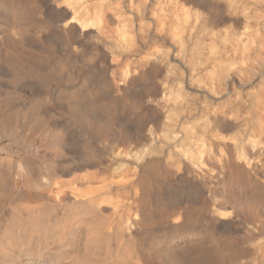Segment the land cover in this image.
<instances>
[{
	"label": "bare ground",
	"instance_id": "bare-ground-1",
	"mask_svg": "<svg viewBox=\"0 0 264 264\" xmlns=\"http://www.w3.org/2000/svg\"><path fill=\"white\" fill-rule=\"evenodd\" d=\"M5 1L9 0H2L3 3L0 4L2 8H4ZM191 1L198 3V8L204 11L198 12L199 14L208 16L209 20L214 23L218 20L226 35L244 36L239 41L238 52L236 51L237 55L233 64L226 65V67L234 66L232 70L245 85L257 82V90L254 92L240 90L233 95V99L230 98L232 96L226 94L224 103L220 107L225 111L206 110L201 128L206 129V126L212 125V130L203 131V135H206L209 150H212L211 152L218 157L217 164H219L214 167L215 176L211 178V187L207 190L209 197L205 196L206 186L196 181L186 163L174 159L173 156H169L167 159H164L163 156L162 158L161 156L151 157L152 153L147 149L135 157L136 161L131 162L134 166L133 169L137 170L134 180L123 184V188L128 189V192L134 190L131 197L128 198L130 203L126 210L121 207L120 210H117L118 208L113 210L110 215L106 214L109 209L105 204L111 198L110 185H103L100 191L81 195L79 198L81 200L72 198L71 191L61 190L63 189L60 187L61 179L67 177L70 171L73 176L75 172H80L85 177L91 176L93 175L90 173L91 169L99 163L91 159L92 150L85 149L82 152V155L87 158L85 163L66 165L67 158L65 156L68 151L71 154L72 152L69 150L70 142L64 141L62 134L63 131L67 134L68 130L58 129L60 125L56 121L55 125L51 127L47 118L39 111L44 103H35L29 114L22 111L7 121V118L0 120L2 126L6 125L4 131L8 140L6 145L0 147V264H90L85 258L86 255L94 257L107 255L116 248H120L123 237H127V241H123L124 244L131 243L130 249L127 250L129 258L134 259L131 264H151L150 251L154 246H156V250L159 249L157 246L163 243L157 239L155 242L150 243V240L146 243L147 234L153 224H157L156 228L158 229L181 228L191 220L196 222L200 219L201 214H206L201 217L203 221L200 226L205 227L208 236L212 237L218 231L228 229L234 224L233 220L238 215V210L234 203L226 200L229 197H226L227 193L225 196L219 195L220 192L217 189L220 188L221 180L225 177L224 170L235 168L240 165L239 161L246 159L247 163L252 162L250 170L254 172L258 167L256 164L262 161L261 157L264 155V147L259 148L261 143L264 144V0H252L257 12L253 14L251 21L246 18L242 19L236 9L234 10L236 12L226 14L232 6L239 10L240 7L235 4L237 0H230L228 4L215 6L211 4L210 0ZM176 2L179 3V0ZM132 3V9L137 17L133 21L136 22L138 40L137 43L134 42L136 34H134L133 27H129L126 32L133 39L128 38L126 45L119 49L110 48L102 39H99V36V38L90 39L92 42H88V47L85 46L87 44L84 45V42L77 37L78 29L74 23L66 27L60 25L65 23L69 17L66 8L58 7L51 20L59 23L57 28L66 33V37L70 41L69 45L76 47L77 59L85 60L89 69H92L97 64V61L92 60L93 57L99 58L98 61L104 65L108 56L123 57L125 53L119 52V50L140 53L142 46L137 45L139 40L145 44L150 34L147 33L149 27L140 24L146 7H142L144 2L141 0ZM181 6L183 7V5ZM8 9L10 16L17 15V11L12 6ZM100 13L105 19L102 21L115 20L111 14H106L101 10ZM72 15V20L79 23L80 28L91 24L86 18H79L75 13ZM126 26L128 27V25ZM154 29H157L156 26ZM103 30L104 34H109L106 27ZM244 30L247 31L244 32ZM159 31L160 33L154 34L159 35L162 39L164 38L162 32H167L165 37H169L171 34L170 31H165L163 28L162 31L160 29ZM122 35L125 37V31L122 32ZM2 39L6 47H10L13 43L7 35ZM104 39L107 38L104 37ZM118 44L120 45V43ZM171 45L170 43V47ZM153 49L155 52H152ZM156 49L158 48L150 46L149 42L147 51L144 53L145 56L131 63L128 60L122 70V76H120L122 84L119 86L116 85L117 83L113 84L112 78H108L105 65L89 72L86 79L78 85L80 81H70L73 74L66 73L64 66L60 63H53L51 69H45V72L41 73L42 67L39 68L37 64L33 63V56L27 57V54L18 49L13 53L10 51L7 59L16 72L31 74L33 78H37L44 89L52 77L58 82H68L67 87L56 90L55 100L61 99V102L69 109L71 121L77 122L83 131L91 133V136L98 140L104 139L112 132L118 134L120 138L127 134L116 125L118 106L126 107L129 110L140 108L141 111L134 114V118L140 126L152 121L147 115L149 107L148 110H144L146 107L143 109L144 99L149 98L154 103L158 102L155 99L160 89L153 82V78L162 70V65H159L162 58L168 56ZM33 55L35 54L33 53ZM226 75H222L224 88L227 87ZM31 83L33 82L31 81ZM135 85L140 86L138 87L140 94L131 95L129 91ZM114 92L120 93L121 96L116 94L113 96ZM184 99L187 100V97ZM189 102H191L190 105H195L193 101ZM228 108L231 109L230 112L227 111ZM195 109L200 110V107ZM24 116L33 118L37 123L35 138L27 135L20 137L23 126L21 124L17 126L16 120L24 118ZM19 138L21 139L20 143ZM244 141L254 145L247 147ZM11 142H18L19 148H9ZM221 147L226 153L224 157L217 155L218 150L221 152ZM11 151L14 152V161L8 156ZM185 153L187 152L185 151L184 155ZM202 153H205L203 148L199 151V154ZM231 156L234 160H231ZM260 169L264 174V167ZM116 206L118 205L114 204V208ZM131 211L134 218H137L136 220L129 217ZM252 222H254V226H258L256 232L261 233L264 229V214H253ZM123 225H125L126 234L120 232ZM254 235V233L250 234L251 237ZM178 240H180L179 246L181 244L182 247L177 249L174 263L223 264V255L219 244H214L213 247L207 246L205 240H194L188 236H181ZM70 241L82 249L83 255L66 257L64 253L69 250ZM125 245L127 246V244ZM249 258L244 264L257 262L256 259Z\"/></svg>",
	"mask_w": 264,
	"mask_h": 264
},
{
	"label": "rangeland",
	"instance_id": "rangeland-1",
	"mask_svg": "<svg viewBox=\"0 0 264 264\" xmlns=\"http://www.w3.org/2000/svg\"><path fill=\"white\" fill-rule=\"evenodd\" d=\"M136 1L9 0L5 1L4 8L0 6V120L7 118V121L22 111L29 114L35 103H44L39 111L47 118L49 125L53 127L56 121L60 125L58 129L65 128L66 131L68 130V135L65 131L62 134L63 140L70 142L69 150L72 152L71 154L68 151L65 156L67 158L66 165L85 163L87 158L82 155L85 149H91V159L99 163V165H95L91 169L90 173L93 175L88 177H85L80 172H75L73 176L70 171L68 176L60 181V187H63L61 190L71 191L72 198L75 197L77 200H81L79 199L81 195L100 191L103 185H110L111 198L105 204L109 209L106 213L107 215L112 214V211L117 208V210H120L119 208L123 207L126 210L127 205L130 203L128 198L131 197V193L134 190H129L128 192V189L123 188V184L134 180L137 170L136 168L133 169L134 166L131 162L136 161L135 157H138L141 151H146L147 149L152 153L151 157L161 156L162 158L163 156L164 159H167V157L173 156L174 159L186 163L196 181L206 186L205 196L209 197L207 190L211 187V178L215 176L216 170L214 167L219 164H217L218 157L211 152L212 150H209L206 135H203V131L212 130V125L206 126V129L201 128L206 110L225 111L224 108L220 107H222L221 105L227 95L232 96L230 98L233 99V95L240 90L242 92H254L257 90V82L245 85L232 70L234 66L226 67V65L233 64L237 55L236 51L239 47V41L244 36L236 34L226 35L218 20L214 23L209 20L208 16L199 14L204 11L198 8V3H194L191 0H179V3L176 0H141L144 2L142 7L146 8L143 17L140 19V24L147 28L149 27L147 33L150 34L145 44L139 40L137 45L142 46L140 53L135 54L131 50L122 49L119 52L123 51L125 53L123 57L112 58L108 56L106 59L104 65L107 68V76L109 79H113V84L117 83L116 85L119 86L122 84L120 76H122L124 65L127 64L128 60L131 63L145 56L144 53L147 51L149 42L150 46L158 48L156 50L168 54V56L162 58L160 64L156 62L162 65V70L153 78V82L160 89L155 99L158 102L154 103L149 98L144 99L143 109L145 107L147 109L145 108L144 110H148V107L149 110L151 109L147 111V115L152 121L140 126L134 118V114H138L141 111L140 108L129 110L126 107L118 106L116 125L127 133L123 138L112 132L108 135L109 137L95 140L91 133L83 131L77 122L71 121L69 109L61 102L62 100H55L56 90L67 87L68 85L66 84L68 82H58L52 77V80L47 86H44V89L37 78H33L31 74L21 71L16 72L7 59L10 51L13 53V51L15 52L18 49L27 54V57L33 56V63L37 64L39 68L42 67L40 69L41 73L45 72V69H51L54 64L60 63L64 66L66 73L73 74L70 81L79 80L78 85H80L89 72L95 71L104 65L101 61H98L99 58L93 57L92 60L97 61V64L94 68L89 69L85 60L77 59L78 57L75 55L76 47L69 45L70 41H68L66 33L57 28L59 23L51 20L56 9L58 7L66 8L69 12V17L65 23L60 25L66 27L74 23L78 29L77 37L84 42V45L87 44L85 46L88 47V42H92L90 39L100 37L99 39H102L110 48L119 49L126 45L128 38L133 39L126 32L129 27H133L134 34H136L134 42L137 43V26L136 22L133 21L137 17L132 9V2L136 3ZM210 2L215 6L228 4L230 0H210ZM2 3V0H0V4ZM252 3V0H237L235 4L240 7L239 10L232 6L226 14L237 11L242 19L246 18L251 21V17L257 12ZM11 6L17 11L15 17L9 15L10 10L8 7L10 8ZM235 9L236 11H234ZM100 10L106 14L113 15L115 20L105 22ZM72 13H75L79 18H86L88 23L91 24L80 28L79 23L72 20ZM102 19L104 20L102 21ZM132 21L133 23H131ZM155 26L157 29H154ZM104 27L109 31L108 35L103 33ZM162 28L171 32L169 37H165L167 32L161 33L162 37H164L163 39L156 35L158 32L160 33L159 29L162 31ZM123 31H125V37L122 35ZM246 31L244 30V32ZM5 35L13 42L10 47H6L2 39ZM103 36L107 39H104ZM170 43L172 44L171 47ZM152 52H155V49ZM142 61L145 60L142 59ZM225 74H227V87L225 86L224 88L222 75L225 76ZM13 76L16 78H12ZM25 76L28 78L26 79ZM138 87L140 86L135 85L129 93L131 95L140 94V88ZM115 94L121 96L119 95L120 93L116 92H114L113 96ZM185 97H187V100L184 99ZM189 101H193L195 105H190L191 102ZM196 107H200V110L195 109ZM227 111L230 112L231 109L228 108ZM230 120L233 119L230 118ZM16 122L17 126L18 124L23 126L20 137L27 135L35 138L37 123L33 118L24 116V118H17ZM4 126L0 123V147L8 142ZM138 126L140 127L137 128ZM88 137L90 138L88 139ZM18 140L20 143L21 139L19 138ZM244 142L247 147L254 145L252 143L249 144L247 141ZM19 143L11 142L9 148H19ZM201 147L205 150V153L199 154V151L202 150ZM261 147H264V144L261 143L259 148ZM220 149L221 152L218 150L217 155L224 157L226 154L225 150L222 147ZM185 151L187 153L184 155ZM8 156L14 161L13 151L9 152ZM261 158L262 161L256 164V167L257 165L258 167L254 172L250 170L252 162L247 163L246 159L239 161L240 165L235 166V168L223 171L225 177L222 179L223 181L221 180L222 184L217 191L220 192L219 195L225 196V193H227L226 197H229L226 200L234 203L238 210V215L233 220L234 224L230 228L218 231L214 237L208 236L205 227L200 226L203 221L201 217L206 216V214H201L199 216L200 219L196 222L191 220V222L181 228L158 229L156 228L157 224H153L147 234L146 243L150 240V243L152 241L155 242V239L163 243L160 246L158 245L159 247L157 246L159 248L157 250L156 246L153 245L154 247L149 253L151 264H176L174 263L175 253H177V249L179 250L182 247L181 244L179 246L180 240L177 241V239L181 238V236H188L194 240L203 239L202 241L205 240L207 246L213 247L214 244H219V249H221L220 251L223 255V264H244L249 257L257 260L255 264H264V229L261 233H257L256 228L258 226H254V222H252L253 214H264V174L260 171L262 170L260 168L264 167V164H262L264 163V155ZM231 160H234L232 156ZM114 204L118 206L114 208ZM129 215L131 219H137L132 215V211ZM120 232L127 233L125 225L120 229ZM253 233L255 235L251 237L250 234L253 235ZM123 241H127V237H123ZM123 241L120 248H116V250L107 255L95 257L86 255L85 258L90 264H131L134 259L129 258L127 254L131 243H125L127 247ZM75 245L73 241H70V248L66 251L67 254L64 253L66 257L83 255L82 249ZM79 252L82 254H79Z\"/></svg>",
	"mask_w": 264,
	"mask_h": 264
}]
</instances>
